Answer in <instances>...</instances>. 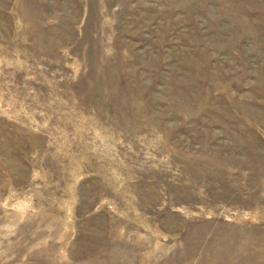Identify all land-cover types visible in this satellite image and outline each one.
I'll list each match as a JSON object with an SVG mask.
<instances>
[{"label": "rangeland", "instance_id": "1", "mask_svg": "<svg viewBox=\"0 0 264 264\" xmlns=\"http://www.w3.org/2000/svg\"><path fill=\"white\" fill-rule=\"evenodd\" d=\"M0 264H264V0H0Z\"/></svg>", "mask_w": 264, "mask_h": 264}]
</instances>
